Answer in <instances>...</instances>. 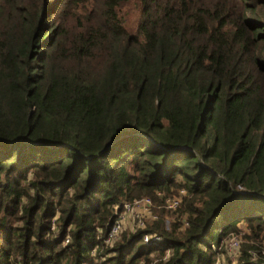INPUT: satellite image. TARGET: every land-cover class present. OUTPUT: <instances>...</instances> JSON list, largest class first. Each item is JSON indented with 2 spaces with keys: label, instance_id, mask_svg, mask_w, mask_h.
Instances as JSON below:
<instances>
[{
  "label": "trees",
  "instance_id": "trees-1",
  "mask_svg": "<svg viewBox=\"0 0 264 264\" xmlns=\"http://www.w3.org/2000/svg\"><path fill=\"white\" fill-rule=\"evenodd\" d=\"M240 232L264 264V0H0V264H213Z\"/></svg>",
  "mask_w": 264,
  "mask_h": 264
},
{
  "label": "built area",
  "instance_id": "built-area-1",
  "mask_svg": "<svg viewBox=\"0 0 264 264\" xmlns=\"http://www.w3.org/2000/svg\"><path fill=\"white\" fill-rule=\"evenodd\" d=\"M236 188L237 190H243V187L240 185H237ZM186 196H189L187 191L185 189H180L178 194L165 198L164 207L167 210L176 211L180 206L183 198ZM152 205V200L150 198L141 197L133 200L132 202L123 203V207L120 210L117 208V206H115V217L110 228L108 229V232L106 233L105 245L111 247L120 240L128 217L133 216L136 220L135 227H131V225H129V230L144 228L146 224V220L144 217H147L150 220L155 219L156 215L153 213ZM139 209H141V211L138 212ZM180 221L182 222L183 226H186L187 222L185 220L182 221L181 219ZM240 236V234H230V236L226 239L225 244H223V250L225 251V254L228 255L230 260L232 259L231 263L236 260V257L239 254V246L242 241V238ZM142 242L146 245L150 243L160 244L162 242V237L157 233L145 232L142 235ZM92 254H94V250ZM169 255L170 250H166L165 254L161 258L165 260L169 257ZM221 257L222 255H218L213 264H224V258L222 257V260Z\"/></svg>",
  "mask_w": 264,
  "mask_h": 264
},
{
  "label": "rangeland",
  "instance_id": "rangeland-1",
  "mask_svg": "<svg viewBox=\"0 0 264 264\" xmlns=\"http://www.w3.org/2000/svg\"><path fill=\"white\" fill-rule=\"evenodd\" d=\"M139 211H141V209H139L138 212H139ZM172 212H173V211H172ZM144 218H145L146 221H149V220H150V219L147 218V217H144ZM125 224H126V226H125L124 229L127 230V229L130 227L129 225H131V227H132V226L135 227V225H136V220H135V218H134L133 216H130V217H128V220L126 221ZM239 234L242 236L243 233L240 232ZM225 242H226V239H225V241H224L223 244H225ZM222 257L224 258V260H223ZM222 257H221V258H222V260L224 261V264H231V262H232L231 260H232V259L230 260V258L228 257L227 254L224 253V254L222 255ZM236 258H237V257H236Z\"/></svg>",
  "mask_w": 264,
  "mask_h": 264
}]
</instances>
